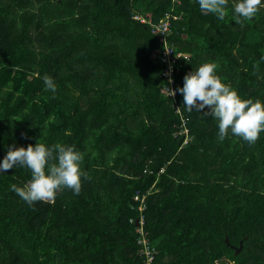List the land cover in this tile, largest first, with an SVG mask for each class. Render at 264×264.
Returning <instances> with one entry per match:
<instances>
[{"label": "trees", "instance_id": "16d2710c", "mask_svg": "<svg viewBox=\"0 0 264 264\" xmlns=\"http://www.w3.org/2000/svg\"><path fill=\"white\" fill-rule=\"evenodd\" d=\"M167 12L169 33L136 18ZM166 42L190 55L178 86L215 61L242 97L264 100V7L237 24L196 0H0V158L8 145L72 144L87 177L78 195L29 206L9 186L30 171L0 174V264H144L137 190L155 264H264V132L219 141L210 115L166 96L154 56Z\"/></svg>", "mask_w": 264, "mask_h": 264}, {"label": "clouds", "instance_id": "9594fccd", "mask_svg": "<svg viewBox=\"0 0 264 264\" xmlns=\"http://www.w3.org/2000/svg\"><path fill=\"white\" fill-rule=\"evenodd\" d=\"M203 14H213L218 20L230 15L237 24L252 19L264 7V0H196ZM264 61V55L260 57ZM215 61H204L185 73L182 86L176 92L182 94L185 111H196L203 116H211L217 128V139L226 136L239 137L254 143L264 132V100L242 97L235 87L225 82L217 74ZM44 87L53 94L56 84L53 77L42 76ZM171 83V77H169ZM169 95L172 89L165 87ZM84 154L75 145L57 142L46 144L8 145L5 155L0 158V174L20 167L30 171V178L22 185L10 184L15 192L29 206L36 201H52L57 191L71 189L74 195L81 190Z\"/></svg>", "mask_w": 264, "mask_h": 264}, {"label": "built area", "instance_id": "2783aa9c", "mask_svg": "<svg viewBox=\"0 0 264 264\" xmlns=\"http://www.w3.org/2000/svg\"><path fill=\"white\" fill-rule=\"evenodd\" d=\"M170 13L167 12L164 17H162L158 22H154L152 20H147L141 16H136V18L140 19L144 22H149L152 26V30L154 32L162 30L163 32L169 33L170 32V20H169ZM157 52V51H156ZM155 52L154 56L161 61L164 62V70L162 71L161 76L165 79V82L162 84V89L164 91V94L166 96L174 97L178 92L175 91L177 88L179 82L176 80L175 76L180 70V67H178V62H180L181 58L189 59L190 55L183 51H176L175 46L169 44L168 42L165 43L163 49L159 50L157 53ZM169 77H171V83H169ZM165 87H168L173 90L174 94L169 95ZM177 109L179 110V107L177 106ZM179 129L176 130L175 135H179L182 137V145L186 144L190 139V130L187 126L186 119L182 120V123L178 126ZM163 169V168H162ZM144 172H151V170H148L147 168L144 170ZM147 192H142L141 190H137L134 195L135 201L138 202V205L136 206L140 211V216L136 219V232H137V242L141 246V255L144 256V264H155V259L158 250L155 249L150 243L148 233L145 228L146 224V217L143 213V211L147 207ZM132 207H135V205H132ZM135 207V208H136ZM131 221H134V219H131Z\"/></svg>", "mask_w": 264, "mask_h": 264}, {"label": "water", "instance_id": "95a60500", "mask_svg": "<svg viewBox=\"0 0 264 264\" xmlns=\"http://www.w3.org/2000/svg\"><path fill=\"white\" fill-rule=\"evenodd\" d=\"M242 246V245H241ZM241 247H239V249H240Z\"/></svg>", "mask_w": 264, "mask_h": 264}, {"label": "crops", "instance_id": "0c3cea01", "mask_svg": "<svg viewBox=\"0 0 264 264\" xmlns=\"http://www.w3.org/2000/svg\"><path fill=\"white\" fill-rule=\"evenodd\" d=\"M146 192V191H145ZM148 197V196H147Z\"/></svg>", "mask_w": 264, "mask_h": 264}]
</instances>
